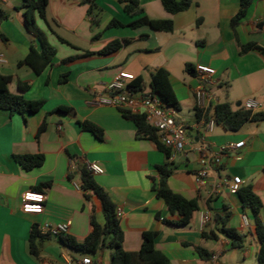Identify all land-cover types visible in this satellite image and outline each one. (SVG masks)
Segmentation results:
<instances>
[{"label": "crops", "instance_id": "crops-1", "mask_svg": "<svg viewBox=\"0 0 264 264\" xmlns=\"http://www.w3.org/2000/svg\"><path fill=\"white\" fill-rule=\"evenodd\" d=\"M21 4L22 0H0V10L8 15L0 24V53L6 61L0 65V75L12 78L8 86L11 94L28 101H40L42 107L34 115L0 110V264H81L85 258H89L91 264H109V250L96 256L84 255L65 246L59 238L51 237L42 243L38 259L29 254L28 237L33 224L68 223L66 236L77 243L83 242L90 233L93 209L96 221L102 224L95 198L86 201L83 193L73 186L80 184L71 168L74 162L82 164L83 161L94 163L103 171L93 175V179L121 212L125 252L139 251L142 234L153 231L158 234L155 249L165 255L170 264L256 262L259 245L251 214L242 210L237 196L224 186L215 196L208 195L207 187L197 188L194 175L198 165L192 153L169 161L178 171L169 177L167 185L186 200L196 201L198 211L188 226L163 225L162 220L177 222L179 219L168 212L152 191V179L157 178L156 167L165 163L164 155L119 111L92 106L89 101L120 74L143 79L142 91L150 90V76L163 69L169 74L179 110L193 112L191 121L174 118L187 127L188 137L196 140L199 136L194 128L197 122L193 100V91L198 86L194 78L196 65L215 70V85H203L218 104L223 103L216 89L223 86L227 99L224 103L236 108L243 107L248 99L261 101L264 96V57L257 51L239 55V45L255 43L264 47V0L253 1L234 31L230 21L238 11L239 0H191L188 10L173 15L165 12L160 0H139L148 18L172 21L171 33L156 32L148 27L106 29L112 19L123 24L132 21L123 12L119 0H95L97 10L90 16L87 15L89 5L83 0H49L46 20L51 31L37 18L36 25L55 49V56L39 75L29 66L19 65L31 49L41 51L37 38L23 25L22 12L18 10ZM95 36L99 38L93 40ZM115 40L121 42V48L108 54L99 53ZM187 65L192 67V74L186 72ZM260 111L264 112V102ZM43 121L47 124L46 130L36 139ZM84 123L99 129L101 137L84 130ZM247 131L252 132L232 136L230 131L215 125L207 141L212 150L245 142L242 149L223 158L219 177L223 180L237 176L243 182L241 187H251L261 202L259 215L264 227V175L259 176L264 166V121ZM33 154H41L45 160L41 167L31 171L23 170L13 159L16 155ZM189 155L195 156L194 162L189 160ZM70 172H73L72 179H69ZM46 182L51 185L42 191L45 196L42 214H24L22 194ZM203 210L212 214L207 230L220 228L213 223L214 214L222 217L229 213L225 227L246 236L239 252L231 249L229 239L216 231L217 241L201 239L199 220ZM243 215L248 221L245 228L241 221ZM195 247L204 249L211 259L216 257V262L202 260Z\"/></svg>", "mask_w": 264, "mask_h": 264}, {"label": "trees", "instance_id": "trees-1", "mask_svg": "<svg viewBox=\"0 0 264 264\" xmlns=\"http://www.w3.org/2000/svg\"><path fill=\"white\" fill-rule=\"evenodd\" d=\"M95 0H83V3L88 4L87 15H92L93 11L97 10L94 4ZM254 0H239L238 11L230 21V27L234 31L239 23L245 18L251 4ZM49 0H22L21 6L18 8L22 12V22L26 30L37 38L40 43L41 51L37 52L31 49L29 54L19 62V65L29 66L33 72L39 75L51 63L55 56V49L51 47L42 31L36 25V18L46 24V9ZM165 12L168 14H177L189 9L191 0H160ZM122 5V10L130 19L131 22L123 24L116 19L110 20L106 29L129 28L136 30L141 27H148L156 32L171 33L173 31V23L170 20H152L148 18L140 4L139 0H119ZM8 18V15L0 10V24ZM94 21V20H93ZM95 25V22L93 23ZM50 30V28H49ZM51 31V30H50ZM99 36L93 37V40L98 39ZM121 48V42L115 40L110 42L99 53L108 54L117 51ZM250 51H257L264 57V47L255 43H247L239 45V55H245ZM187 73L192 74V67L187 65L185 67ZM12 78L10 76L0 75V110L6 111L10 114H28L34 115L38 113L42 107L40 101H28L22 96L13 95L9 92L8 86ZM128 88L134 92H140L144 88L143 79H132L128 83ZM149 89L158 96L164 108H172L174 111H179L180 105L173 92L169 82V74L163 69L156 70L149 80ZM125 119L132 121L137 127L138 133L154 144L155 148L164 155L165 163L156 167L157 178L152 179V191L157 199L163 201L165 207L171 215H177L178 221L171 222L162 220L163 225L173 227H184L189 225L192 216L198 211V204L194 200H186L179 194L171 191L167 185L169 177L173 174L175 168L169 162V151L162 146L158 141V133L151 129L144 121V117L140 115H132L128 112L119 111ZM197 121L200 120L201 114L196 111ZM213 117L215 124L221 126L223 129L236 132L248 122L257 123L264 121V112L258 111L252 113L244 107H232L228 103L218 104L209 113ZM207 117V116H206ZM46 122L43 121L37 129L36 139L46 130ZM82 128L86 131L101 137V131L95 126L84 123ZM14 161L25 171H31L39 168L44 163V156L41 154L33 155H16L13 157ZM72 168L78 176L79 186L86 201L91 197L95 198L97 207L102 215L103 222L99 224L95 218V211L92 210L90 217V233L83 242L77 243L74 239L68 236L59 237L60 241L68 248L78 251L84 255L96 256L97 253L104 250L110 251L109 264H170V261L165 255L155 249V239L157 232H144L142 234V242L139 251L129 253L122 248L123 232L120 227V219L116 217V206L106 193V191L99 187L93 175L86 169L83 164L73 163ZM73 178V172H70L69 179ZM50 183H41L37 187L32 188V191L43 193L50 187ZM240 202L243 211L251 214L254 221V234L257 238L259 249L256 257V264H264V227L260 220L261 202L253 193L250 186L241 187L235 194ZM229 213H225L222 217L214 214L213 223L215 227H220L217 230L203 229L201 232V239L203 241H217L218 235L216 232L223 234L229 239L231 249H242L246 236L239 234L235 229L226 228V223L229 218ZM156 219L160 217L157 214ZM40 227L33 224L30 228L28 237L29 254L38 259L41 245L49 236L42 235ZM216 231V232H215ZM195 252L204 260L209 261L210 255L201 247H195Z\"/></svg>", "mask_w": 264, "mask_h": 264}, {"label": "built area", "instance_id": "built-area-1", "mask_svg": "<svg viewBox=\"0 0 264 264\" xmlns=\"http://www.w3.org/2000/svg\"><path fill=\"white\" fill-rule=\"evenodd\" d=\"M5 62L3 54L0 53V65L5 64ZM214 76L215 70L209 66L196 65L194 67V78L198 81V86L193 91L194 109L201 114L200 120L194 125L199 133L196 140L193 137H188L187 127L174 118L173 110L164 108L158 96L152 91H141L138 92L137 96H134L133 93L137 92L129 89L127 83L133 79L131 75L120 74L117 79L104 85L101 93L94 95L89 104L111 107L117 111L143 116L145 123L158 133L159 143L169 151V161L172 162L178 156H186L188 153L196 156L198 170L194 177L199 190L207 187L208 195L215 196L219 193V189L224 186L230 194L234 195L243 184L241 178L234 176L220 180L219 172L223 167V158L229 153L242 149L245 142L223 145L216 150L209 148L207 136L212 133L216 125L209 113L218 105V101L203 84L215 85ZM263 102L264 96L261 101L248 99L244 102L243 107L254 113L262 109ZM82 164L92 175L103 173L102 169L94 163L83 161ZM71 169L73 170V168ZM73 186L76 190L81 191L79 185L73 184ZM44 203L45 196L39 192L30 190L21 196V208L24 214H42ZM115 214L117 218H120V210H116ZM241 221L243 228L248 226L246 216L243 215ZM211 222L212 214L203 210L200 213L199 228L203 230ZM40 232L42 235L51 238H59L68 235L69 224H45L40 227ZM211 260L215 263L216 257H212ZM81 264H91V260L85 258Z\"/></svg>", "mask_w": 264, "mask_h": 264}, {"label": "rangeland", "instance_id": "rangeland-1", "mask_svg": "<svg viewBox=\"0 0 264 264\" xmlns=\"http://www.w3.org/2000/svg\"><path fill=\"white\" fill-rule=\"evenodd\" d=\"M95 12L96 11H93V13L95 14ZM99 15V14H98ZM216 93H217V97L219 98V101L220 102H222V103H224L225 101H227V99H226V96H225V87L223 86V87H221V88H218V89H216ZM165 109H167V110H173L172 108H168V107H166ZM173 112H174V116L176 117V118H178V119H180L181 121H191V119L193 118V112H192V110L191 109H189V110H187V109H183V108H181V110H179V111H174L173 110ZM258 123V122H257ZM257 123H247V125H245L244 127H243V129L242 130H240V131H238V132H231V133H229V135H240V136H242L241 134H242V132H244L243 134H251V132L252 131H247L248 130V128L249 127H253V128H256V126H257ZM216 129H219V127H216ZM251 129V128H250ZM235 156V155H234ZM235 157H237V156H235ZM189 160L191 161V162H194V160H195V156L194 155H189ZM178 170H174V172L173 173H176ZM261 175H264V166H263V170L260 172V175L259 176H261ZM254 179V178H253ZM253 179L249 182L250 184L252 183V181H253ZM76 183V182H75ZM78 185V184H77ZM188 226V225H187ZM238 252H239V249L237 250ZM221 262L223 261V259H221L220 260ZM252 262H253V260H252ZM247 264H249V263H247ZM253 264H256V262L254 261L253 262Z\"/></svg>", "mask_w": 264, "mask_h": 264}]
</instances>
